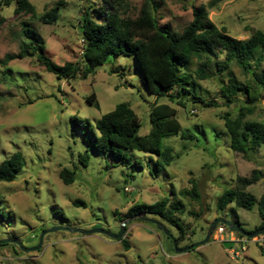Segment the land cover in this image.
<instances>
[{
	"label": "rangeland",
	"instance_id": "1",
	"mask_svg": "<svg viewBox=\"0 0 264 264\" xmlns=\"http://www.w3.org/2000/svg\"><path fill=\"white\" fill-rule=\"evenodd\" d=\"M4 1L0 0V6ZM105 1L28 0L34 16L16 15L14 0L9 8L2 7L5 23L0 28V61L16 56L29 42L24 35L28 29L54 63H78L79 72L57 80L34 57L15 58L6 66L0 65V163L15 153L24 160L22 171L12 183H0V242L13 240L25 248L36 247L40 234L53 228L102 229L116 235L125 222L123 238L115 241L101 235L53 232L43 237L34 252H22L13 244L0 245V264H264L263 236L248 240L228 230L222 235L215 231L207 244L176 254L170 238L156 225L132 219L134 216L130 221L125 218L135 204L150 205L166 199L179 204L172 220H178L182 233L150 218L163 225L174 239L183 235L176 241L177 249L201 243L217 219L247 233L253 231L262 222L258 206L250 212H234L235 206L230 204L222 213L216 206L222 192L233 189L236 177L249 178L254 170L260 177L247 191L261 203L264 145L245 157L231 150L222 117H235L248 100L240 96L224 105L220 84L231 77L244 85L245 78L235 65L223 74L217 71L214 64L221 62L223 55L209 65L208 79L182 86L180 97L172 100H156L147 92L130 55L109 56L105 64L83 76L88 65L80 57L82 14L89 11L96 22L97 11L106 7ZM139 6V1L128 0L124 16L134 19ZM54 7L58 8L57 20L46 24L44 16ZM155 7L159 26L175 33L182 32L192 21L193 9L199 7H204L209 20L230 37L245 40L254 30L264 33V0H155ZM199 66L191 61L187 71ZM184 71L180 70L179 76ZM92 94L98 107L86 102ZM194 96L213 101L216 106L193 103ZM122 103L137 115L139 136L153 134L149 111L157 103L175 109L180 133L190 134L192 139L179 135L160 139L161 148L172 153L168 165L159 156L131 151V163L121 166L112 156L95 152L87 141L90 138L83 139L80 127L85 121L94 125ZM248 106L253 112L245 120L264 124V98ZM84 152L89 156L86 167L79 162ZM63 168L74 172L73 184L64 185L60 180ZM191 179L197 182L198 202L182 195L191 189ZM228 238L231 240L225 241ZM233 252L239 257L235 258Z\"/></svg>",
	"mask_w": 264,
	"mask_h": 264
},
{
	"label": "trees",
	"instance_id": "2",
	"mask_svg": "<svg viewBox=\"0 0 264 264\" xmlns=\"http://www.w3.org/2000/svg\"><path fill=\"white\" fill-rule=\"evenodd\" d=\"M137 1L140 2V6L134 19L124 16L128 0H106V7L97 11L96 22L91 20L89 11L82 14L81 34L85 45L80 57L81 61L88 65L83 76L94 67L105 64L109 56L130 55L140 71L142 83L147 92L156 100L160 97H168L172 100L180 97L182 86H190L196 79H208L209 75L206 72L209 65L217 60L219 55H223V60L214 64L217 71L223 74L230 66L235 65L245 78L244 85L238 84L231 77L226 84H220L219 94L224 99V105L240 96L248 100L247 106L240 107L235 117L229 114L222 117L223 124L230 135L231 150L245 157L264 145V124L245 120L246 115H251L253 112L248 105L264 98V33L254 30L245 40L230 37L224 29H218L209 20L208 12L204 7L193 9L192 21L181 33L171 32L159 26L155 17V0ZM11 2L12 0H5L0 6V28L5 23L2 7L9 8ZM14 2L13 12L16 15H35L34 8L28 0H14ZM57 14L58 8H52L44 16V22L46 24L55 22ZM24 35L29 42L23 44L16 56H9L4 62L0 61V65L6 66L9 60L15 58L34 57L44 70L54 74L57 80H65L79 72L78 63L67 62L63 65L54 63L52 58L44 53L43 47L33 40L34 36L28 29L24 30ZM191 61L200 64L192 72L187 71ZM183 68L186 72L179 76ZM86 102L98 107L94 94L87 97ZM193 103L208 108L216 106L213 101H205L198 96H194ZM149 121L154 130L153 134L148 137L139 136L141 124L137 115L127 104L122 103L102 116L94 125L85 121L80 130L85 141L87 137L90 138L87 141H90L88 143L95 152L112 156L120 162L121 166H128L131 163L129 157L131 151L159 156L163 163L168 165L172 160V153L168 148H161L160 139L173 135H179L181 139H192V136L180 133L181 126L176 120V111L167 104L155 103L149 111ZM79 157V162L86 167L85 161L89 159L87 152ZM23 167L24 160L20 153H15L2 161L0 183H12ZM259 177L260 173L257 170L252 171L249 178L236 177L233 189L224 190L216 206L219 213L224 212L230 204H234V212L236 209L250 212L258 206L262 222L249 233L264 227L260 202H257L256 198L247 191L248 187L258 182ZM59 178L64 185H71L75 181V174L63 168ZM189 184L191 189L184 191L182 195H187L198 202L197 182L191 179ZM179 206L177 203H170L168 199L150 205L135 204L128 209L125 218L155 217L181 231L178 220H172ZM220 226L218 225L217 228ZM182 236L181 234L180 237ZM236 236L244 238L238 234ZM180 237L175 240H180ZM125 248L128 250L127 244Z\"/></svg>",
	"mask_w": 264,
	"mask_h": 264
},
{
	"label": "water",
	"instance_id": "3",
	"mask_svg": "<svg viewBox=\"0 0 264 264\" xmlns=\"http://www.w3.org/2000/svg\"><path fill=\"white\" fill-rule=\"evenodd\" d=\"M260 207V211L261 213L263 214L264 216V197L259 205ZM134 218H138V219H142V221H147L151 224H154L156 225V227L158 229H160L167 237L170 238L171 242H172V247L175 251L176 254H182V253H186V252H190L191 250H193L194 248H196L197 246H202L204 244H207L209 239H210V236L212 235V233H214L216 231V227L218 225H222L224 226L230 233H234V234H238L248 240H252V239H255L256 237H261V236H264V227L262 229H259L253 233H247L245 231H243L242 229H240L239 227L235 226L234 224L224 220V219H217L215 220L209 227L208 231H207V234H206V237L205 239L199 243L198 245H193V246H189V247H186L184 249H177V244H176V240L170 235V233L168 232V230L163 226L161 225L160 223L154 221V220H151V219H148V218H140V216H134L132 219ZM132 219H128V221L132 220ZM124 228H125V222L121 224V228H120V231L118 232V234L114 235V234H111V233H108L107 231L105 230H102V229H91V230H79V229H63V228H53V229H50V230H47L43 233L40 234L39 236V243L36 247H32V248H25L23 247V245L17 241H13V240H9V241H1L0 242V245H3V244H13V245H16L22 252H34V251H37L40 246H41V243H42V239L43 237L46 235V234H50V233H53V232H58V231H67L69 233H77V234H80V235H84V236H87V235H101V236H105L109 239H112V240H115V241H119L123 238V234H124ZM230 245H232V243H229ZM224 247H228V243H224L223 244Z\"/></svg>",
	"mask_w": 264,
	"mask_h": 264
},
{
	"label": "built area",
	"instance_id": "4",
	"mask_svg": "<svg viewBox=\"0 0 264 264\" xmlns=\"http://www.w3.org/2000/svg\"><path fill=\"white\" fill-rule=\"evenodd\" d=\"M80 46H81V51H80V53H81V55L83 54V47H84V45H85V40L84 39H81L80 40ZM191 113H194V110L193 111H191ZM225 232V227L224 226H220V227H216V233L217 234H220V235H222L223 233ZM263 239H264V237H263ZM229 240H231L230 238H228L227 240H225V241H229ZM264 241V240H263ZM233 242H235V241H233ZM242 250H244V244H242ZM233 254V256L235 257V258H237V257H239L238 256V254L237 253H235V252H233L232 253Z\"/></svg>",
	"mask_w": 264,
	"mask_h": 264
}]
</instances>
